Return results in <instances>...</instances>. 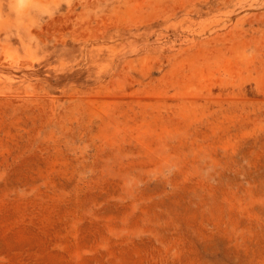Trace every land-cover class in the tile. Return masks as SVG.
Wrapping results in <instances>:
<instances>
[{
  "label": "rangeland",
  "instance_id": "1",
  "mask_svg": "<svg viewBox=\"0 0 264 264\" xmlns=\"http://www.w3.org/2000/svg\"><path fill=\"white\" fill-rule=\"evenodd\" d=\"M0 264H264V0H0Z\"/></svg>",
  "mask_w": 264,
  "mask_h": 264
}]
</instances>
